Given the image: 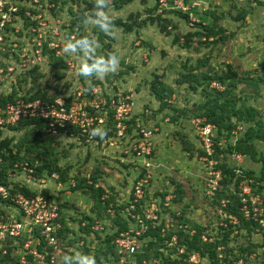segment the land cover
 <instances>
[{
	"label": "rangeland",
	"instance_id": "1",
	"mask_svg": "<svg viewBox=\"0 0 264 264\" xmlns=\"http://www.w3.org/2000/svg\"><path fill=\"white\" fill-rule=\"evenodd\" d=\"M0 1H4V4L12 1L15 5L17 4L19 10L17 16L13 17L12 22L8 23L5 30L7 36L5 43L9 51L1 56V58H5V62L13 61L10 64H15L14 72L16 74L13 75V81H8L5 76L0 78L1 96H12L17 98L16 101L25 100L36 91L47 88L48 98H50L58 93L68 96L71 94L70 90H77L79 87L85 88L86 91L88 88L89 91L91 86L94 88L90 96L96 94L95 98L101 97L102 93L106 99L124 94V97L130 98L132 112L142 118L146 126L160 127V131L156 132L153 137L154 144L156 143L155 169L145 201V208L147 204L156 203L160 210L159 220L155 225L164 220L165 225L162 232L165 230V235L167 232L175 233L183 228L192 236L196 233L197 226L202 227L204 242L212 244L216 240L220 242L216 246L217 259L218 262H221L220 264H229V260L233 264H264V228H256L250 235H247L245 230H226L230 222L237 223L238 221L226 213L225 200H220L218 197L212 198L208 195L210 175L204 169L196 146L187 150L191 143L195 144L197 141L192 124L194 119H190V117L200 112L199 106L204 102L205 97L200 88L197 92L191 90L189 88L190 80L182 77L207 55H209L208 66L201 68V71L205 72L210 66L219 73L226 68H231L239 78V85L234 90V94L237 98H243V101H239L236 107L242 109L245 100L247 106L257 109L255 121L262 122L261 132L264 133V8L262 2L258 0H201L205 2V10H203V5L199 11L195 10L198 20L202 21V18L208 16L205 12L210 9L218 15L226 14V17L221 18L218 22L219 27L224 26L227 30L226 41L213 45L209 41L191 38L190 46L186 47L183 45L184 36L189 31L194 32V29L189 21L187 22L174 11L167 14L173 23V29L169 28L170 36L162 34L156 24L149 23L147 25L146 22L142 25L138 24L149 16L148 9L158 3L157 0H134L122 9H117L113 0H106L108 4L106 14L109 22L120 19L127 20L129 16H134L130 21L134 22L135 19L137 31L126 33L122 29L110 25L108 31H104L107 34L103 35L96 29L97 25L94 21L89 19L82 33H86L90 41L85 46H81L82 54L80 52L73 53L74 62L71 63L74 64V68H67L65 76L58 79L54 74L57 71L60 72L62 67L59 68L55 62L49 63L50 57L47 60V54L46 57H42L40 54L41 65L32 68V70L27 68L21 70L22 63L19 62V55L22 61L24 60L27 64V60H32L37 54V49L34 47L36 45L34 41L37 39L35 35L38 34L39 29L44 30V28L36 24L37 21L34 19L32 10L35 11V4L39 0ZM209 3L211 7L207 10ZM95 4L96 0H59V4L56 6L55 21L51 19L50 13L52 12H47L46 8L41 13L46 15L49 23L55 22L56 25L62 24L68 28L71 18L70 8L74 9V12L83 11V15L87 18L93 13ZM52 6H54L53 3L49 4L48 8ZM27 8H31L27 12H30L32 19H29V22L25 24L23 12L20 10L26 11ZM162 11L159 9V13ZM241 11L249 13L246 20L236 24L233 21V16H237ZM45 31L47 32V30ZM100 33L103 36L99 37ZM47 34L48 32L44 36ZM231 34L233 36H230ZM176 37L180 39L177 43L174 42ZM13 42L16 43L8 47ZM65 45L66 43H63V46ZM72 50L69 54L72 53ZM22 55L25 56L21 57ZM110 55H115L118 59L114 70L107 72L94 69L88 77L79 74L82 64L91 67L100 61L107 62ZM189 68L191 69L189 70ZM156 79L173 88L172 99H167L172 107L161 108V104L155 98L152 84ZM213 84L210 88L216 89ZM103 107L99 105L98 111L103 110ZM178 111H184L185 114H180L178 120L172 121L171 116ZM167 118L168 122H166ZM232 120L235 121L234 118ZM238 127L240 129L237 128L236 133L231 135L232 142L243 136L246 131V125L241 123ZM26 129L25 127L19 129L18 127H6L0 132V140H8L11 148L20 147L24 154L29 142L34 141L26 135ZM133 136L132 130L128 132V138L122 140H116L109 136L102 141L87 143L85 137L81 136L78 139L63 133L53 138L54 141L47 140L45 146L53 148V154L58 158L60 167L68 171L67 188H58V180L48 179L43 184L38 179L29 178L23 172L20 174L8 171V175L10 174L8 181L12 183L11 187L25 186L37 193L49 190L57 200L64 203L69 201L68 204H64L65 210L67 214L71 213L77 221L69 222L71 229L74 230L72 231L73 239L62 244L63 264H80L81 256L91 257L94 264H120L122 262V260L119 262L114 248L107 243V236L118 230L111 219L117 212L116 207L108 208L106 212H102L101 219L97 218V221L100 222L99 225H95L93 230L85 235V240H79L77 239V235L80 233L78 220L84 214L96 218V213L93 211L95 202L89 190L77 189L73 191L70 185L73 186L74 180L77 182V179L81 178H86L90 184L91 176L98 173L99 179L95 188L103 190L104 200L112 199L119 206L129 202L133 194V186L139 174L142 173L140 162L134 161V158L129 156V150L127 151L135 140L133 139L135 136ZM223 140L222 138L220 143L225 145L226 141L224 143ZM186 143L189 144L187 147ZM254 144L259 156L264 157V139H256ZM25 155L30 156L28 153ZM221 159L232 164L231 158L225 157L224 154ZM261 167V162H256L249 156H246L243 162L246 176L254 180L256 192H259L258 190L264 186V180L261 183L257 182L262 175ZM247 172H253V177L247 175ZM58 175L55 174L54 178H58ZM236 181L234 178L226 189L219 184L218 192L226 190L233 194L238 193ZM167 196H172V200H174L169 206L165 205ZM9 209L6 208L7 216H10ZM122 210H120L121 214H123ZM227 233L228 242L221 243L223 235ZM150 240L151 238L147 237L142 243L140 242L141 250L143 248L150 249L149 259H144L139 263V258L135 255L133 258H125L124 264H163L167 258L175 260L185 253L183 247L175 250L176 235L164 247L160 248L162 255H159V259L153 255L156 246L151 245ZM239 247L245 249L250 247V250L244 252V258L234 261L235 256H241ZM228 248H232L229 258L225 254L228 253ZM202 264L216 263L208 258H203Z\"/></svg>",
	"mask_w": 264,
	"mask_h": 264
},
{
	"label": "trees",
	"instance_id": "2",
	"mask_svg": "<svg viewBox=\"0 0 264 264\" xmlns=\"http://www.w3.org/2000/svg\"><path fill=\"white\" fill-rule=\"evenodd\" d=\"M74 1V0H73ZM134 0H113L114 6L117 9H122L124 6L132 3ZM158 2V0H157ZM53 3L54 6L48 8V5ZM39 4V5H38ZM59 0H39L38 3L35 4L36 9L35 11L32 10V13L34 14V17L36 15H41L42 19L47 23V29L51 30L53 27H57L59 31V35L56 37V39L61 43H67L70 41L75 45L74 49L72 50V53L69 54L64 51L66 45L63 48H59V50H63V53L60 55H57L56 52L57 50L55 49H50L45 42L42 49H43V55L46 57V54L48 57L47 60L49 59V63H57V65L62 67L60 72H55L54 76L56 78L61 79L65 76V71L67 68L69 69L70 67L67 65L68 61L74 62L72 58L74 52H80L82 54V48L81 46H85L88 41H90L89 36L86 33H82L83 29L89 19L86 18V16L83 15V11L79 12H74V9L70 8L69 12L71 15L70 22L68 28L66 26L59 24L56 25L55 22L49 23L47 21V17L45 14H42L41 11L47 10V12H52L50 13L51 19L55 21L56 19V6H58ZM40 5H43L40 7ZM108 9V4L106 2V7L104 9L105 12H107ZM160 9V4L159 2L154 4V6L150 9H148L149 16L141 23H138L139 25H142V23H149L151 24H156L159 26V30L162 34L166 36H170L169 28L173 29V23L170 18H168L167 14L170 13L169 9L161 10L162 12L159 13ZM20 10L22 11V15L24 18L25 24L29 22V19H32L30 15H27V10H31V8H27ZM29 12V11H28ZM175 13L179 14L180 17H182L184 20L189 23L192 26V31H189L186 36H184V42L183 45L186 47L190 46L191 43V38H197L200 40H204L211 42L213 45L218 44L220 42L226 41V28L223 26H218V22L221 18L226 17V14L222 13L221 15H218L214 11H207L205 14L209 15L211 17V23L206 24L203 21L195 20L194 22H191L189 16L185 13L179 12V11H174ZM30 13V12H29ZM172 13V12H171ZM18 14V13H17ZM93 14V13H92ZM91 14V15H92ZM90 15V16H91ZM248 15L247 11H241L237 16H233V21L235 23L242 22L246 19V16ZM53 16V17H52ZM196 17V13H195ZM134 16H129L127 20H122L120 19L119 21H111L109 22V26H113L118 29H122L123 32L126 33H132L133 31H137L135 26V19L134 22H131ZM232 20V18H231ZM39 22L37 21L36 24ZM96 29H98L99 32L103 33V35H106L104 31H101L99 29V26H95ZM176 28V26H174ZM98 34L99 37L102 34ZM113 34V33H112ZM102 35V36H103ZM230 36H233L231 34ZM87 38V39H85ZM83 39L85 41L84 44L77 43L78 40ZM179 38H175L174 42L177 43L179 42ZM202 58L197 65H195L194 68H189V73L184 74L182 77L183 79H187L189 81V88L193 91H198L200 88L203 95H204V102L200 104L199 106V113H196L190 117V119H196V118H201L205 119L207 123L213 124L217 128V137L215 138V146H216V154L214 155V158L219 161V164L217 165L218 169H221L223 179L220 181V184L223 185L226 189L228 185L232 182V180L235 178V174L232 169V165L229 164V162L224 161L221 159L220 154H224L225 157H230L234 153H241L246 156H249L252 160L256 162H261L262 167H261V178L259 179V183H261L264 180V157L259 156L254 141L256 139H264V133L261 132L262 130V122L259 120L255 121V118L257 117V109H255L252 106H247L246 101L244 100V103L242 104V109L237 108L236 105L239 101H243V98H237V96L234 94V90H236L237 86L239 85V78L236 72L232 71L231 68H226L223 72H218L214 70L211 66L208 67L205 72L201 71V68H205L208 66V57ZM2 63V62H0ZM11 61H8L7 63H2L4 66L10 65ZM41 65V64H40ZM38 65V66H40ZM36 66V67H38ZM34 67V68H36ZM32 70V69H31ZM197 71V72H196ZM16 73L12 74L11 78H8V81H13V75ZM248 80V79H247ZM248 81H251L250 79ZM254 82V81H253ZM213 83H218L220 84L223 89L222 91H218L214 88H210ZM246 83V82H245ZM247 84H249L247 82ZM92 87V86H91ZM88 91L85 88L83 91L88 97L90 96L92 87ZM77 90H70L71 94L68 96H64L60 93L54 94L52 97L48 98L49 93L48 89L44 88L42 90L36 91L33 95H31L28 98H25L26 102L33 101V100H43L47 102H53L57 97H63L66 101V103H70L73 101L77 94ZM152 91L155 95V98L159 101L161 104V108L166 109L167 107H172L170 106L171 103H168V98L172 99L174 91L172 87L167 86L165 83L160 82L159 80H155L154 83L152 84ZM103 94V93H102ZM117 98L116 96H114ZM109 97L107 101L109 102L111 99ZM17 98H13L12 96H1L0 92V106L4 107L7 103H15ZM172 105V104H171ZM90 113V115L99 118L102 116H105L108 121L106 126H103L102 131L105 133L103 136H95V139L97 141H102V139H106L109 136L115 137V132L116 128L114 125V120H113V114L114 111H112L109 107H105L103 110L98 111L95 110L94 108H88L87 109ZM179 112V113H178ZM177 113L173 114L171 116L172 121H176L179 119L180 114H185L184 111H178ZM235 119L233 122L232 119ZM139 121V122H138ZM141 124L142 126H146L145 123L142 121V118L138 117L137 114H134L133 112L129 116V120L126 121L127 124V129L128 132H131L132 130L134 131V128L138 130L137 125ZM244 124L246 125V131L244 132L243 136L238 137L235 142H232L230 140L232 132L237 130L239 124ZM112 126V128H110ZM10 127H25L26 129V135L29 136L31 139H34V141H28L29 144L25 148V153H28L30 156H27L22 154V149L20 147H10L9 142L6 139L0 140V186L4 187L7 192L8 196L3 197L0 194V223H8L11 221H14L17 219V221H20L21 218V213L17 215L15 212V209L13 207V199L12 197L15 196L16 194L22 193L28 198H32L36 196L37 194H42L47 198L53 197V194L49 190H43L40 192H35L30 188H27L25 186H12L9 181H8V171H12L15 173H20L22 174L25 173L28 177H32V179H38V181L45 179L46 182L48 179H53V180H58L57 185L63 184L65 188L68 186L66 185L69 182V174L67 170H63V168L60 167L59 165V160L58 158L53 154V148L46 147L45 142L47 140H53V138H56L57 136L61 134H66L68 136H72L74 138L78 137H85V140L87 136L84 134L82 135L80 128L75 127V126H67V128H61L59 129V132L57 135H49L47 134L46 128L49 127L48 121L45 120H40V119H23L18 122L16 126H10ZM90 129H96L95 126L89 127ZM2 129H0L1 132ZM139 131V130H138ZM137 131V132H138ZM45 135V137H44ZM134 137V136H133ZM42 138H45V140H42ZM139 136L136 135L133 139H138ZM196 142L195 144H192L191 146L186 143L187 150H191L192 146H196V150H198L199 155H203V151L199 142V139L197 135L195 134ZM226 139L225 145H219L221 139ZM80 139V138H78ZM42 140V142H41ZM154 141V138H153ZM156 144V143H155ZM185 147V149H186ZM16 150V152H14ZM34 155V156H32ZM224 159V158H223ZM243 173L246 175V171L243 170ZM59 174L58 178H54L53 175ZM145 174V170L142 171V176ZM152 178L150 179L149 185L145 188L146 193L148 188L151 186V181L153 179V172H151ZM253 172H247V175L250 177H253ZM76 179V178H75ZM98 173H95L91 176V183H88V180L86 178H81L77 179V182L74 180L73 186L70 185V188H73L72 190L75 191L77 189H81L82 191L87 189L90 191L93 199H94V208L93 211L96 213V218H94L92 215L89 214H84L82 215V218L78 220L80 223L79 226V231L80 233L77 235V239L79 240H85V235L91 230H93V227L95 225H99V221H97V218L101 219L102 212H106L108 208L111 207H116L117 212L115 213L114 216L111 217L114 221V226L118 227V230L112 234L107 236V243L114 248L115 246V238L119 237L121 233H125L130 231L131 229H134L135 231L140 229V225L137 222V219H133L128 214L125 213V210L127 208H133L131 209L134 214L137 215L138 218L142 219L144 223L148 226L147 230L145 232H142L140 235L141 241L145 240L147 237H150V244L153 246H156L155 252H153V255L155 257H158L160 259L159 255H162V252H160V248L164 247L166 243L172 240L173 236L177 235V244L174 246L175 250L177 248H184L185 253L182 255V257H179L175 260H172L170 258H167L166 261H164L163 264H191L188 262V258L190 257L191 254L193 253H199V255L202 258H208L210 261L215 262L216 264H220L221 262H218L219 260L217 259V253H216V246L220 244L218 240L212 243H206L202 240V231L203 228L200 226H197V231L194 235L190 236L189 233H187L185 230L180 229L177 230V232H167L166 235L162 230L164 229V220L161 221L158 225H155L157 221L159 220V215L160 211L157 212L158 219L157 220H151L148 221L146 220L145 213H144V203L146 201V193L143 199H139V202L135 201V185L133 186V194L131 198L129 199V202H127L124 205L119 206V204H115L112 199L104 200L103 198V190L101 188H95L96 183L98 181ZM137 181V180H136ZM239 179L236 181V187L238 190V193H231L229 191H220L217 190L214 197H218L220 200H225L226 201V213L229 216L234 217L238 222L237 223H232L230 222L228 228H226L227 231H232L234 229L236 230H245L247 232V235H250L252 232L256 230V228H260L261 226L259 225L258 222H254L252 220H248L243 216V213L240 210L241 207V196L239 192ZM254 187V186H253ZM262 195L264 194V186H262L261 189L258 190ZM264 198V195H263ZM174 200L170 201L171 202ZM69 201L61 202L60 205V217L57 219L56 222H58L61 225V229L58 231V238H59V245L62 247V244L67 243L70 241L72 238V230L71 229V224L69 222L76 220L75 217H73L70 214H67V211L65 210V205L68 204ZM118 206V207H117ZM6 208L9 209V214L10 216H7L6 213ZM122 210V213H120V210ZM12 211V212H10ZM8 212V211H7ZM66 212V213H65ZM5 214V215H4ZM91 214V213H90ZM4 215V216H3ZM77 221V220H76ZM55 223V222H54ZM223 229V228H222ZM38 236H40L38 234ZM223 240L221 243L226 244L228 242V233L223 235ZM78 240V241H79ZM8 253L3 254L2 250H0V264H18V259L12 254V247L8 246ZM249 248H243L239 247V251L241 252V256L234 257V261L240 260L241 258H244V252L249 251ZM232 248H228V253L226 254V257H228L232 252ZM116 252V250H115ZM117 255V254H116ZM135 257L139 258V263L143 261L144 259H149L150 258V249L149 248H143L139 253L136 254ZM229 258V257H228ZM227 259V258H225ZM229 264H233L230 260L228 261Z\"/></svg>",
	"mask_w": 264,
	"mask_h": 264
},
{
	"label": "built area",
	"instance_id": "3",
	"mask_svg": "<svg viewBox=\"0 0 264 264\" xmlns=\"http://www.w3.org/2000/svg\"><path fill=\"white\" fill-rule=\"evenodd\" d=\"M161 10L169 9L172 11H179L189 16L191 22L195 19V10L199 6L197 1L189 0H158ZM17 5V4H16ZM12 1L8 3L0 1V62H5V58H1L7 51V36L5 30L8 23H11L13 17L17 16L18 7ZM40 7H42L40 5ZM27 15H30L27 12ZM38 21L39 26L44 30L39 29L37 31L36 45L37 54L32 60L25 61L20 58L19 62L22 63V69H32L42 62L40 54L43 55V45L46 42L48 47L52 50H57L56 54L63 53V43L56 39L59 35L57 27H53L51 30L47 29V23L42 19V16L36 15L34 17ZM192 24V23H191ZM48 32L47 36L46 31ZM46 37V39H45ZM16 42L9 44L13 46ZM22 55L21 57H24ZM31 58V57H30ZM17 60V58H16ZM13 62L12 60H10ZM0 63V78H11L15 72V64L4 66ZM73 63V62H72ZM71 61L67 62L70 69L74 68V64ZM218 90H222L223 87L217 84H213ZM97 92V91H95ZM96 95V94H95ZM92 94L91 98L88 97L82 87H79L77 94L73 101L66 103L63 97H57L53 102H47L43 100H33L26 102L25 100H17L15 103H7L4 107L0 106V129H4L10 126H16L19 121L23 119H40L48 121L49 127L46 128L47 134L57 135L59 129L67 128V126H75L80 128L82 135H86L87 143L98 142L95 136L89 135V127L95 126L97 129H103L106 126L108 119L106 117L96 118L90 115L88 108H94L98 110L99 105L109 107L113 114L114 125L116 128L115 139L122 140L128 138V129L126 121L129 120V116L132 113V104L130 98L124 97V94L116 95L117 98L111 97L108 102L103 96L96 97ZM169 102V101H168ZM169 119H166L168 122ZM139 122V121H138ZM195 134L197 135L203 155L200 160L204 165L205 171L209 172V191L208 195L213 197L218 190L222 176L221 169L217 168L219 161L214 158L216 154L215 138L217 137V128L215 125L207 123L205 119L196 118L192 120ZM138 130L134 128V136L138 135L139 138L134 140L128 147L129 156L134 158V161L140 162L142 171L145 170L144 177L139 174L135 187L136 202L139 199H143L146 193L145 188L149 185L152 178L151 172L155 169V144L153 141L154 134L160 131L158 126H142L140 123L137 125ZM240 129V127H238ZM138 131V132H137ZM236 131L232 132V134ZM98 136V135H97ZM224 143L226 139L223 140ZM222 145V142L219 143ZM126 151V152H127ZM223 156L220 154V157ZM232 161V169L235 174V180L239 179V192H240V210L243 216L254 222H258L261 227L264 228V198L261 193H257L254 190V180L248 178L243 173V162L246 156L241 153H234L230 156ZM55 175H53L54 177ZM32 179V177L29 176ZM34 179V178H33ZM41 183H46L45 179L41 180ZM64 188L63 184H58V188ZM0 194L3 197L8 196L7 190L0 186ZM13 207L15 213L19 215L21 213L20 221L14 220L8 223H0V250L5 255L8 253V246H11L12 254L18 259V264H63L64 258L61 256V245H59L58 231L61 229V225L56 222L60 217V205L61 201L57 200L55 196L47 198L42 194H37L32 198L26 197L24 194L19 193L12 197ZM172 196L165 198V205L169 206ZM133 206L129 210H125L133 219H137L140 229L135 231L131 229L128 232L121 233L119 237L115 238V250L119 258L120 264H124V259L127 257L133 258L137 253L141 251L142 243L140 235L147 230V225L138 218L136 214L131 212ZM146 220H157V212L160 211L156 203L147 204L143 206ZM55 222V223H54ZM94 228V227H93ZM38 234L40 236H38ZM203 258L199 253H193L188 258V262L191 264H202Z\"/></svg>",
	"mask_w": 264,
	"mask_h": 264
},
{
	"label": "clouds",
	"instance_id": "4",
	"mask_svg": "<svg viewBox=\"0 0 264 264\" xmlns=\"http://www.w3.org/2000/svg\"><path fill=\"white\" fill-rule=\"evenodd\" d=\"M106 7V0H96L95 8L93 14L88 19L94 21L96 25L99 26L101 31H108L109 28V20L106 12L104 11ZM77 43L84 44L85 41L83 39L78 40ZM75 45L70 41L67 43L64 51L69 53L70 50L74 49ZM118 64V59L115 55H110L107 59V62L100 61L97 64L92 65L91 67L82 64L81 68L79 69V74L88 77L91 75V72L96 69L98 71H112ZM105 133L101 129H90L89 135L90 136H103ZM80 264H94V260L91 257H82L80 259Z\"/></svg>",
	"mask_w": 264,
	"mask_h": 264
},
{
	"label": "crops",
	"instance_id": "5",
	"mask_svg": "<svg viewBox=\"0 0 264 264\" xmlns=\"http://www.w3.org/2000/svg\"><path fill=\"white\" fill-rule=\"evenodd\" d=\"M192 1H197L198 2V4H199V6L196 8L197 9V11H199V9H201V7H202V5L204 6L203 7V10H205V2H203V1H201V0H192ZM258 1H260V2H262V5H263V8H264V0H258ZM209 5H210V3H209ZM208 5V7H207V10H209L210 8L209 7H211V5L209 6ZM210 10H212V9H210ZM160 11H161V8H160ZM249 13V12H248ZM195 19L196 20H198V18L197 17H195ZM246 20V19H245ZM200 21V20H199ZM202 21L204 22V23H206V24H210L211 23V17L208 15V16H205L204 18H202ZM237 24V23H236ZM115 138V137H114Z\"/></svg>",
	"mask_w": 264,
	"mask_h": 264
}]
</instances>
